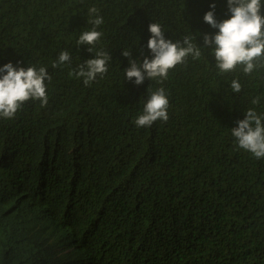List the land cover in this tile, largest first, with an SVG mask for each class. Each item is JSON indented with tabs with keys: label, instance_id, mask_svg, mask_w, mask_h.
<instances>
[{
	"label": "trees",
	"instance_id": "16d2710c",
	"mask_svg": "<svg viewBox=\"0 0 264 264\" xmlns=\"http://www.w3.org/2000/svg\"><path fill=\"white\" fill-rule=\"evenodd\" d=\"M212 4L220 22L216 0H0V62L51 67L68 49L81 64L90 52L75 39L89 26L92 6L104 17L103 45L112 55L108 74L88 86L70 75L73 67L53 69L48 110L29 106L0 121V195L36 214L72 191L85 218L95 219L114 180L130 175L141 199L136 214L84 235L97 264H264V158L239 148L231 135L243 110L264 114V68L251 76L217 74L203 43L213 30L203 20ZM147 19L175 36L195 35L203 54L161 83L173 100L169 120L136 127L142 93L124 77L130 64L121 55L136 54ZM237 78L240 94L230 87ZM172 208L183 218H172ZM25 212L20 233L3 232L0 224V264L52 261L48 240L32 235Z\"/></svg>",
	"mask_w": 264,
	"mask_h": 264
},
{
	"label": "clouds",
	"instance_id": "9594fccd",
	"mask_svg": "<svg viewBox=\"0 0 264 264\" xmlns=\"http://www.w3.org/2000/svg\"><path fill=\"white\" fill-rule=\"evenodd\" d=\"M216 1L223 5L220 22L215 17V4L210 5L212 10L203 17L204 22L213 29L203 36L204 46L211 48L208 51L210 61L218 75L241 72L251 76L264 68V0ZM86 16L89 26L80 30L75 39L77 47L84 46L90 52L81 64L68 49L55 54L52 68L19 59L0 62V121L17 119L29 106L48 110L51 106L49 88L53 69L73 67L70 75L81 79L85 86L108 74L112 55L103 45L104 17L96 6L89 7ZM145 26L136 54L132 56L125 50L121 55L125 58L124 65L130 64L124 71V77L137 87L135 90L142 93L134 112L136 115L130 118L131 121L133 117L132 122L136 127H150L156 121L169 120L168 110L173 108V100L161 83L189 61L200 59L203 54V49L194 43L195 35L191 33L175 36L164 24L149 19ZM214 29L218 30L215 34ZM230 87L236 94L243 90L238 78L231 80ZM260 102V96L251 101L254 106L260 105ZM237 117H245L237 121V127L231 129L239 148L250 152L256 159L264 158V114H258L253 107L246 112L243 110ZM59 195L62 198H58L60 202L56 206H42L36 214L31 208H23L17 198L0 195L3 232L20 233L23 219L19 217L26 211L27 223L31 224L34 235L49 242L52 260L47 262L49 264H97L91 243L84 235L100 233V226L109 221L131 219L141 201L130 175H122L114 180L111 192L95 211V219L85 218L81 204L72 191ZM169 215L175 219L183 218L182 211L174 208L170 209ZM78 226L83 228V233ZM17 241L15 238L11 240L13 244ZM11 260L14 261L13 255L10 256Z\"/></svg>",
	"mask_w": 264,
	"mask_h": 264
},
{
	"label": "bare ground",
	"instance_id": "6f19581e",
	"mask_svg": "<svg viewBox=\"0 0 264 264\" xmlns=\"http://www.w3.org/2000/svg\"><path fill=\"white\" fill-rule=\"evenodd\" d=\"M13 187H14V186H13ZM9 193H10V192H9ZM22 195H23V194H22ZM24 196H25V195H24ZM19 198H20V197H19ZM25 198H26V197H25ZM33 198H34V197H33ZM21 199H22V198H21ZM31 200H32V199H31ZM27 201H28V200H27ZM27 201H26V202H27ZM33 201H34V200H33ZM22 202H23V201H22ZM26 202H24V203H26ZM31 203H32V202H31ZM42 203H43V202H42ZM45 205H46V204H45ZM23 206H24V205H23ZM28 207H29V206H28ZM34 207H35V206H34ZM36 207H37V206H36ZM36 207H35V209H36ZM41 207H42V206H41ZM32 208H33V207H32ZM37 208H38V207H37ZM35 209H34V210H35ZM20 218H22V217L20 216ZM25 221H26V219H25ZM28 225H29V224H28ZM27 228L29 229V227H27ZM30 230H31V228H30ZM31 233H32V235H34V230H31ZM13 234H14V233H13ZM8 235H9V234H8ZM15 235H16V234H15ZM9 236H11V235H9ZM16 237H17V236H16ZM30 237H31V236H30ZM14 238H15V237H14ZM15 239H16V238H15ZM17 246H18V244H17ZM44 246H45V245H44ZM17 248H18V247H17ZM19 248H20V247H19ZM42 249H43V248H42ZM39 250H40V248H39ZM43 250H44V249H43ZM47 250H48V249H47ZM53 250L56 251V249H54V248H53ZM36 251H37V249H36ZM44 251H45V250H44ZM47 252H48V251H47ZM44 254H45V253H44ZM40 255H41V254H40ZM35 256H36V255H35ZM42 256H43V255H42ZM42 256H41V257H42ZM33 257H34V256H33ZM41 257H40V258H41ZM43 257H44V256H43ZM45 257H46V256H45ZM37 259L39 260L38 257L36 258V260H37ZM36 260H35V261H36ZM43 260H44V259H43ZM43 260H42V261H43ZM41 263H42V262H41ZM43 263H44V262H43ZM39 264H40V263H39ZM45 264H46V263H45Z\"/></svg>",
	"mask_w": 264,
	"mask_h": 264
}]
</instances>
